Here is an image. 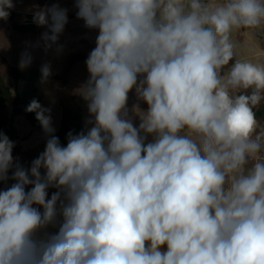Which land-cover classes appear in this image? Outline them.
<instances>
[{
  "label": "clouds",
  "instance_id": "clouds-1",
  "mask_svg": "<svg viewBox=\"0 0 264 264\" xmlns=\"http://www.w3.org/2000/svg\"><path fill=\"white\" fill-rule=\"evenodd\" d=\"M14 7L0 0V19ZM75 7L98 29L82 89L93 126L69 132L64 146L51 110L29 104L49 138L0 189V264H264V130L254 111L264 101V49L254 39L264 0ZM32 16L48 27V47L68 22L58 4ZM30 62L25 53L21 66ZM41 72L46 81L50 66ZM134 87L148 106L137 108L138 128L127 118ZM13 141L0 131V182L14 166ZM50 188L58 191L49 198Z\"/></svg>",
  "mask_w": 264,
  "mask_h": 264
},
{
  "label": "rangeland",
  "instance_id": "rangeland-1",
  "mask_svg": "<svg viewBox=\"0 0 264 264\" xmlns=\"http://www.w3.org/2000/svg\"><path fill=\"white\" fill-rule=\"evenodd\" d=\"M46 1V2H45ZM13 0L15 7L10 9V15L13 14V19L9 17L4 20L0 19V78L1 86L8 87L11 90L12 100H10L5 107V114L10 120L8 129L11 133L10 140L14 142L13 148L14 166L9 171L10 176L18 163L24 168H30L33 160L45 150L46 141L49 135L38 128H33L29 125L23 113L17 114L14 110L13 97L17 92L25 94V97H30L32 100L38 101L43 107L49 108L52 123L57 131L64 133L61 144L66 146L67 134L72 132L74 135V114L77 108L84 110V125L87 130L93 126L89 121L94 120L88 111V101L82 95L89 73L86 67L87 56L95 47L96 35L98 29H89L84 27L85 33H82L83 28L77 27V22H85L78 19L76 16L77 9L75 7V0ZM53 4H58L59 7L67 9L69 17L71 13L72 22L69 26L74 24L75 27L70 26L77 34H84V39L73 41L74 37L69 40L64 36L59 35L58 41L46 46L43 42L42 34L49 32L47 26H38L36 31L25 33L13 29L14 24L24 25L29 23L28 16H32L36 11L51 7ZM35 25H37L35 23ZM41 36L39 37L38 35ZM50 34V33H49ZM85 39H89L88 43ZM66 40V41H65ZM83 40V41H82ZM27 53L30 57V63L27 66H21L22 56ZM85 55L87 58L73 61L74 57ZM44 65L50 66L51 75L46 81H42L41 69ZM10 68H17L16 77L19 78V83L14 82ZM143 77H138V83ZM33 91L36 92L33 93ZM264 106V101L259 104ZM258 105V108H259ZM128 117L131 119L135 127H139L140 116L137 112L147 111V104L138 98L136 88L134 87L128 94L127 101ZM256 111V110H255ZM260 123L258 132L264 130V116H256ZM143 134V133H142ZM181 134H184L183 132ZM153 137L149 135L146 143L151 142ZM44 170L41 169L43 175ZM14 180L8 179L6 182H0V189L10 187ZM31 185L26 186V191L31 190ZM49 198L52 193L58 191L56 188H50ZM63 199V195H62ZM35 206V205H34ZM38 207V206H35ZM42 212L43 209L41 208ZM59 219V217H58ZM57 231V230H56ZM49 227L40 230L38 235L42 236L44 233H55Z\"/></svg>",
  "mask_w": 264,
  "mask_h": 264
},
{
  "label": "trees",
  "instance_id": "trees-1",
  "mask_svg": "<svg viewBox=\"0 0 264 264\" xmlns=\"http://www.w3.org/2000/svg\"><path fill=\"white\" fill-rule=\"evenodd\" d=\"M13 14L10 15V18L13 19ZM29 19V23L24 24V25H20V24H14L13 25V29H15L16 31H21V32H25V33H30V31L34 32V35H37L36 31L38 30V25H35L34 23V16H28ZM39 37L41 36L38 35ZM43 42H45L43 40ZM84 57V56H83ZM82 55L74 57L73 61H77L78 59H82L83 58ZM17 68H10V74L14 80V82H18L19 83V78L16 77L15 73H16ZM33 93L36 94L35 91H33ZM12 100V94H11V90L8 87L3 88L1 86V78H0V131H3L8 137H10L11 133L8 129V125H9V119L5 114V107L6 104ZM33 100L30 97H25L24 93L21 92H17V94L15 95V97H13V104H14V110L16 111L17 114L23 113L24 117L26 118L27 122L29 123V125L33 128H38L41 131L45 132L41 126V124L39 123V121L36 119V114L35 112H28L26 109L29 106V104L32 102ZM256 110V111H255ZM254 111L256 112V116H264V106L259 108L258 106H256V108L254 109ZM83 115H84V110L82 108H77L75 114H74V133L75 134H79L81 132L87 133V130L85 125H84V119H83ZM53 128H55L54 124L52 123ZM54 135H56L60 142L62 141L63 137H64V133L57 131L55 128V133ZM10 139V138H9ZM9 179L11 180V176L10 173H8ZM60 219V218H59ZM58 219V220H59ZM58 223L53 226V225H49L48 227L50 229H52L53 231L58 230Z\"/></svg>",
  "mask_w": 264,
  "mask_h": 264
},
{
  "label": "crops",
  "instance_id": "crops-1",
  "mask_svg": "<svg viewBox=\"0 0 264 264\" xmlns=\"http://www.w3.org/2000/svg\"><path fill=\"white\" fill-rule=\"evenodd\" d=\"M43 1H45V0H43ZM46 2V1H45ZM76 14V13H75ZM75 14H73V13H71V15L68 17V22H67V24L65 25V28H64V31L60 34V35H62V36H64L66 39H68L69 40V37H70V39H72V37H74V39H72L73 41H76V40H79V39H84V34H82V33H85L86 32V30L84 29V27H85V25L83 24V23H80V22H77L78 24H76L77 25V27H81V28H83V31H82V33H80V34H77V32L76 31H73L71 28H70V26H74L75 27V25L74 24H72V25H70L69 26V23H71L72 22V16H74ZM67 16H68V13H67ZM97 36V35H96ZM238 39H242V37H237ZM254 39L259 43V45H260V47L262 48V49H264V26H262L261 27V29H259V30H256L255 32H254ZM66 41V40H65ZM83 41V40H82ZM85 41L88 43L89 41H91V40H89V39H85ZM242 55H248V53L247 52H243L242 53ZM84 56V57H83ZM82 59H84V58H87L85 55H82ZM235 62V58L232 60V61H230L229 62V65L228 66H225V68H223L222 69V74L224 73V72H226L227 71V69L231 66V64H233ZM141 77H143V76H141ZM165 248H166V246H165Z\"/></svg>",
  "mask_w": 264,
  "mask_h": 264
}]
</instances>
